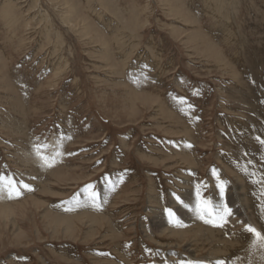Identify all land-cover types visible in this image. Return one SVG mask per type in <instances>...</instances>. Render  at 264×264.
<instances>
[{
    "label": "rangeland",
    "instance_id": "374dc122",
    "mask_svg": "<svg viewBox=\"0 0 264 264\" xmlns=\"http://www.w3.org/2000/svg\"><path fill=\"white\" fill-rule=\"evenodd\" d=\"M0 177V264H264V0H0Z\"/></svg>",
    "mask_w": 264,
    "mask_h": 264
},
{
    "label": "snow or ice",
    "instance_id": "6c2138e0",
    "mask_svg": "<svg viewBox=\"0 0 264 264\" xmlns=\"http://www.w3.org/2000/svg\"><path fill=\"white\" fill-rule=\"evenodd\" d=\"M5 181H4V178L3 177H0V184H4ZM7 187L9 189V194L11 195L13 191L16 192L17 195H19V191L16 189V186H15V183L11 180L7 181ZM24 188H29L28 185H23ZM222 194H223V189L221 190ZM203 218V217H202ZM207 222V221H206ZM248 232L252 233L253 236L257 239V240H260V241H264V234L260 233V232H257V230L251 226H248L247 229H246ZM222 264V262H221Z\"/></svg>",
    "mask_w": 264,
    "mask_h": 264
},
{
    "label": "bare ground",
    "instance_id": "6f19581e",
    "mask_svg": "<svg viewBox=\"0 0 264 264\" xmlns=\"http://www.w3.org/2000/svg\"><path fill=\"white\" fill-rule=\"evenodd\" d=\"M46 160H47L48 162H50L49 159L46 158ZM44 162H46V161H44ZM44 166L48 167L46 163L44 164ZM0 188H1V187H0ZM5 188H6V187H5ZM1 189H2V188H1ZM0 191H1V190H0ZM3 192H4V191H3ZM3 194H4V193H3ZM1 195H2V194H1ZM0 197H1V196H0ZM1 201H2V200H1ZM12 209H13V208H12ZM220 214H222V213H220ZM213 215H214V214H213ZM222 215H223V214H222ZM223 216H224V215H223ZM263 254H264V253H263ZM263 263H264V262H263ZM234 264H235V263H234Z\"/></svg>",
    "mask_w": 264,
    "mask_h": 264
}]
</instances>
